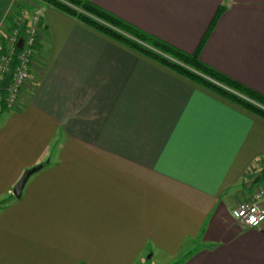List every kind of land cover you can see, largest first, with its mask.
Here are the masks:
<instances>
[{"label": "crops", "instance_id": "obj_1", "mask_svg": "<svg viewBox=\"0 0 264 264\" xmlns=\"http://www.w3.org/2000/svg\"><path fill=\"white\" fill-rule=\"evenodd\" d=\"M91 1L186 54L205 40L204 64L264 96V0ZM15 2L0 0V33ZM34 12L31 79L17 109L0 103V264H264V222L232 214L264 209V117L51 6Z\"/></svg>", "mask_w": 264, "mask_h": 264}, {"label": "trees", "instance_id": "obj_2", "mask_svg": "<svg viewBox=\"0 0 264 264\" xmlns=\"http://www.w3.org/2000/svg\"><path fill=\"white\" fill-rule=\"evenodd\" d=\"M42 1L59 12L77 19L81 23L95 29L97 32L160 64L161 66L170 70L178 71L191 79L193 82L207 89L213 90L232 102L237 103L246 109L264 117V96L222 75L215 69L204 64L199 59L200 50L205 44V40L201 43L199 50L195 54L189 55L119 19L118 17L95 5L91 0ZM222 11L223 8L219 10L215 18L216 21L222 14ZM8 20L9 25L14 26V16L11 15ZM128 36L132 37L133 39L129 38ZM142 44H148L157 51L146 49ZM0 51H4V48L2 47ZM163 55L172 57L173 59L181 62L187 67V69L186 67L184 68L181 67V65L172 63ZM188 68L193 69L198 74L192 73ZM222 85L238 93H244L248 95L249 100L254 101L257 104L255 105L248 102L247 100H243L231 91L223 88ZM3 95H5L4 92ZM262 177L264 178V174ZM0 205L2 206L3 203Z\"/></svg>", "mask_w": 264, "mask_h": 264}, {"label": "built area", "instance_id": "obj_3", "mask_svg": "<svg viewBox=\"0 0 264 264\" xmlns=\"http://www.w3.org/2000/svg\"><path fill=\"white\" fill-rule=\"evenodd\" d=\"M14 26L8 25L0 33V102L8 109H15L19 95L31 79L34 58L40 43L43 21L39 15L30 20L23 15H14ZM21 43V47L19 44ZM13 72V77L6 91L2 90L5 77ZM3 92L5 95H3ZM264 196V192L258 194ZM233 216L247 229L260 228L264 222V209L258 201H246L239 204L232 212Z\"/></svg>", "mask_w": 264, "mask_h": 264}, {"label": "rangeland", "instance_id": "obj_4", "mask_svg": "<svg viewBox=\"0 0 264 264\" xmlns=\"http://www.w3.org/2000/svg\"><path fill=\"white\" fill-rule=\"evenodd\" d=\"M16 4H15V6L12 8V10H11V14L10 15H12V16H14V15H23V19H28V20H30L33 16H35V15H38L37 13H35L34 12V9L36 8H38V7H40L41 5H47V6H49L48 4H46V3H44L42 0H16V2H15ZM31 11V12H30ZM129 37V36H128ZM129 38H131V39H133L132 37H129ZM146 49H149V50H151V51H157V50H155L152 46H150V45H148V44H142ZM164 57H166L167 58V60H169V61H171L172 63H174V64H176V65H181V67H186V66H184L181 62H179V61H177V60H175V59H173L172 57H169V56H165V55H163ZM146 58V57H145ZM148 59V58H147ZM186 69H187V67H186ZM192 73H196V74H198L196 71H194L193 69H191V68H188ZM173 72H175V73H177V74H179V75H182V76H184L182 73H180V72H178V71H175V70H172ZM184 77H186V76H184ZM187 79H189L188 77H186ZM189 80H191V79H189ZM192 81V80H191ZM28 84L29 83H27V86H28ZM26 86V87H27ZM222 87L223 88H225L226 90H228V91H231L232 93H234L235 95H237L238 97H240V98H242L243 100H247L248 102H250V103H253V104H257V103H255L254 101H251V100H249V97H248V95H246V94H244V93H238V92H236V91H234V90H232V89H230V88H228V87H226V86H223L222 85ZM20 96H21V94L19 95V97H18V100H17V106H18V101H19V98H20ZM1 102H3V100L1 101ZM0 102V103H1ZM6 106V105H5ZM17 106H16V108L15 109H17ZM260 107V106H259ZM6 108H7V106H6ZM10 110H13V109H10ZM260 192H264V185H262L259 189H258V193H260ZM146 264H151L150 262H147Z\"/></svg>", "mask_w": 264, "mask_h": 264}, {"label": "water", "instance_id": "obj_5", "mask_svg": "<svg viewBox=\"0 0 264 264\" xmlns=\"http://www.w3.org/2000/svg\"><path fill=\"white\" fill-rule=\"evenodd\" d=\"M19 47H21V43L19 44ZM13 77V72L10 73L8 76L5 77L4 81L2 82V90L6 91L8 89L9 83L11 81ZM42 169V166H38L35 167L33 169H30L28 171H26L23 175V177L21 178V180L17 183V185L14 187L13 189V196L16 199H21L24 188L27 184V182L29 181V179L36 174L37 172H39Z\"/></svg>", "mask_w": 264, "mask_h": 264}]
</instances>
